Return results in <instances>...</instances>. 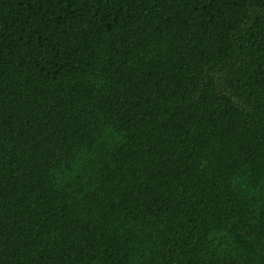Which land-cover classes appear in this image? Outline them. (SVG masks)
<instances>
[{
  "label": "trees",
  "instance_id": "trees-1",
  "mask_svg": "<svg viewBox=\"0 0 264 264\" xmlns=\"http://www.w3.org/2000/svg\"><path fill=\"white\" fill-rule=\"evenodd\" d=\"M0 264H264V0H0Z\"/></svg>",
  "mask_w": 264,
  "mask_h": 264
}]
</instances>
